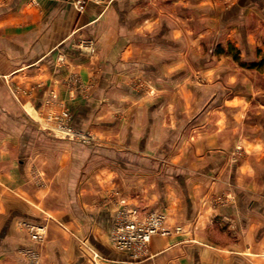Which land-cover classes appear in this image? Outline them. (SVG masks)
Segmentation results:
<instances>
[{
    "label": "crops",
    "instance_id": "crops-1",
    "mask_svg": "<svg viewBox=\"0 0 264 264\" xmlns=\"http://www.w3.org/2000/svg\"><path fill=\"white\" fill-rule=\"evenodd\" d=\"M189 57L210 84L191 88ZM65 112L88 141L59 129ZM123 202L172 231L145 258L111 241ZM27 251L264 264V0H0V264Z\"/></svg>",
    "mask_w": 264,
    "mask_h": 264
},
{
    "label": "built area",
    "instance_id": "built-area-1",
    "mask_svg": "<svg viewBox=\"0 0 264 264\" xmlns=\"http://www.w3.org/2000/svg\"><path fill=\"white\" fill-rule=\"evenodd\" d=\"M76 9L82 12L91 3H98L100 0H72ZM70 113L65 112L60 117L59 129L69 137L88 141L89 137L81 132L75 131L70 123ZM166 216L161 212L144 211L136 206H129L125 202L119 208L111 232V241L114 247L122 252H129L134 259L145 258L149 255V245L155 236H168L171 229L165 226ZM33 241H41L46 234L44 226L34 223H23ZM182 229L177 227L175 232ZM30 258L34 259L33 264H38V257L33 251H27ZM98 257V256H97Z\"/></svg>",
    "mask_w": 264,
    "mask_h": 264
},
{
    "label": "rangeland",
    "instance_id": "rangeland-1",
    "mask_svg": "<svg viewBox=\"0 0 264 264\" xmlns=\"http://www.w3.org/2000/svg\"><path fill=\"white\" fill-rule=\"evenodd\" d=\"M68 1H71L72 2V0H68ZM73 3V2H72ZM225 44V43H224ZM195 42H193V41H190V42H188V49L189 50H194L195 49ZM218 44H217V42L215 43V42H213V41H207V42H203L202 43V49L204 50V51H206L208 54H210V51H213V50H216L217 48H218ZM225 46H227V45H225ZM243 49V48H242ZM257 49H259V48H257ZM262 50V49H261ZM260 50V51H261ZM263 51V50H262ZM206 61H210V58H204ZM203 59V60H204ZM200 61H199V59H197V58H194V57H189L188 58V66H189V70H188V81H190V83H192V89L194 88V84L195 83H202L203 82V84H206V85H208V84H210L211 83V75H207V74H201L200 73V71H201V68H200ZM205 64H204V68H205ZM191 85V84H190ZM190 87V86H189ZM210 92V91H209ZM207 94L209 95V93L207 92ZM174 96V95H173ZM175 97V96H174ZM63 116V115H62ZM61 116V117H62ZM70 123V122H69ZM156 212H158V211H156ZM162 213V212H161ZM163 215H165L164 213H163ZM46 235V234H45ZM44 235V236H45ZM43 240V239H42ZM41 240V241H42ZM29 256V255H28Z\"/></svg>",
    "mask_w": 264,
    "mask_h": 264
}]
</instances>
